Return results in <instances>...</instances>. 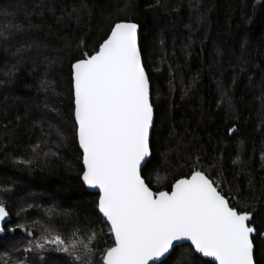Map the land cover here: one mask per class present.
<instances>
[{
    "label": "trees",
    "instance_id": "obj_1",
    "mask_svg": "<svg viewBox=\"0 0 264 264\" xmlns=\"http://www.w3.org/2000/svg\"><path fill=\"white\" fill-rule=\"evenodd\" d=\"M120 22L139 27L154 108L142 178L170 191L204 171L254 212V262L264 264V0H0V203L11 218L0 264H103L114 245L81 182L71 64ZM56 235H95L92 251L76 260L46 242ZM164 261L212 264L190 245Z\"/></svg>",
    "mask_w": 264,
    "mask_h": 264
},
{
    "label": "snow or ice",
    "instance_id": "obj_2",
    "mask_svg": "<svg viewBox=\"0 0 264 264\" xmlns=\"http://www.w3.org/2000/svg\"><path fill=\"white\" fill-rule=\"evenodd\" d=\"M137 37L136 23H116L98 51L71 64L81 179L99 190L97 207L115 242L103 264H150L169 253L176 241H189L195 253L215 264H254V212L231 204L204 171L177 179L170 191L153 192L142 179L151 156L154 110ZM7 215L0 203V220ZM46 242L76 260L81 248L92 251L89 243H65L59 235Z\"/></svg>",
    "mask_w": 264,
    "mask_h": 264
},
{
    "label": "water",
    "instance_id": "obj_3",
    "mask_svg": "<svg viewBox=\"0 0 264 264\" xmlns=\"http://www.w3.org/2000/svg\"><path fill=\"white\" fill-rule=\"evenodd\" d=\"M138 37H139V27H138ZM138 37H137V42H138ZM138 49H139V45H138ZM98 50H99V48H98ZM141 61H142V59H141ZM142 66H143V64H142ZM143 68H144V67H143ZM145 73H146V72H145ZM146 76H147V75H146ZM149 86H150V84H149ZM73 100H74V97H73ZM150 102H151V90H150ZM73 106H74V103H73ZM153 110H154V108H153ZM73 116H74V111H73ZM153 117H154V111H153ZM74 121H75V120H74ZM152 129H153V127L150 129V137H151ZM234 133H235V130L232 129V130L229 131L228 136L231 137ZM77 143H78V140H77ZM78 147H79V144H78ZM79 150H80V148H79ZM80 152L82 153V150H80ZM82 156H83V154H82ZM150 158H151V156H150L148 159L150 160ZM82 167H83V159H82ZM81 177H82V175H81ZM189 177H190V176H189ZM142 179H143V178H142ZM182 179H184V178H182ZM81 182H82L83 186L85 187L86 191L89 192V193H92V194H97V195H98V200H99V190L96 189V188H90L89 186H87L86 184H84V182H83L82 179H81ZM150 190H151V189H150ZM153 192H154V191H153ZM98 200H97V205H98ZM97 208H98V207H97ZM7 213H8V212H7ZM98 213H99V210H98ZM99 215L103 218V216H102L101 213H99ZM103 219H104V218H103ZM10 221H11V218H10L9 214H8L3 220H0V236H3V235L5 234L4 227H5L6 224H8ZM104 221H105V220H104ZM105 223L107 224L106 221H105ZM107 226H108L109 229H110V226H109V225H107ZM254 235H255V234H254ZM111 236H112V235H111ZM112 238H113V237H112ZM113 242H114V238H113ZM114 243H115V242H114ZM182 245H190V246H191V243H190L189 241H176V242H174V244H173V248H171V249L169 250V253H166L165 256L160 257L159 260L150 261V264H160V261H164L165 259H167V258L170 256V254L172 253V251H173L175 248L180 247V246H182ZM113 246H114V245H113ZM191 248H192V250H193L194 253H195V249H194L192 246H191ZM195 254H196V256L200 257V258L203 259L204 261H208V262H210V263H212V264H215V261L212 260L211 257H203V256H202L201 254H199V253H195ZM254 264H255V262H254Z\"/></svg>",
    "mask_w": 264,
    "mask_h": 264
},
{
    "label": "rangeland",
    "instance_id": "obj_4",
    "mask_svg": "<svg viewBox=\"0 0 264 264\" xmlns=\"http://www.w3.org/2000/svg\"><path fill=\"white\" fill-rule=\"evenodd\" d=\"M159 181H161V180H159ZM219 187V186H218Z\"/></svg>",
    "mask_w": 264,
    "mask_h": 264
}]
</instances>
